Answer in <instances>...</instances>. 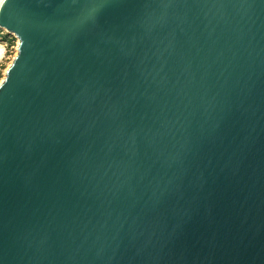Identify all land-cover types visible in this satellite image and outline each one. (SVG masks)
Returning a JSON list of instances; mask_svg holds the SVG:
<instances>
[{
  "label": "water",
  "instance_id": "water-1",
  "mask_svg": "<svg viewBox=\"0 0 264 264\" xmlns=\"http://www.w3.org/2000/svg\"><path fill=\"white\" fill-rule=\"evenodd\" d=\"M0 264H264V0H2Z\"/></svg>",
  "mask_w": 264,
  "mask_h": 264
},
{
  "label": "rangeland",
  "instance_id": "rangeland-1",
  "mask_svg": "<svg viewBox=\"0 0 264 264\" xmlns=\"http://www.w3.org/2000/svg\"><path fill=\"white\" fill-rule=\"evenodd\" d=\"M6 36L4 35L2 37V40L4 42H6ZM7 48H6V51H7V59L3 62V64L0 66V80L4 78V71L9 67V64H11L12 62V58L15 57L17 51H16V43L14 41H10L8 44H7Z\"/></svg>",
  "mask_w": 264,
  "mask_h": 264
},
{
  "label": "built area",
  "instance_id": "built-area-1",
  "mask_svg": "<svg viewBox=\"0 0 264 264\" xmlns=\"http://www.w3.org/2000/svg\"><path fill=\"white\" fill-rule=\"evenodd\" d=\"M6 36V42H4L3 40H2V37L3 36ZM10 41H14L15 43H16V45H17V39L14 37V36H12V35H10V34H8V33H6L5 31H3V30H0V45H2L3 47H4V54H3V58L0 60V66L3 64V62L7 59V57H6V55H7V51H6V48L8 47L7 46V44L10 42ZM16 48H17V46H16ZM14 59V57L12 58V60Z\"/></svg>",
  "mask_w": 264,
  "mask_h": 264
},
{
  "label": "bare ground",
  "instance_id": "bare-ground-1",
  "mask_svg": "<svg viewBox=\"0 0 264 264\" xmlns=\"http://www.w3.org/2000/svg\"><path fill=\"white\" fill-rule=\"evenodd\" d=\"M2 2V0H0V3ZM3 54H4V47L2 45H0V60L3 58ZM16 56V55H15ZM10 66V64H9ZM7 69L4 71V73L6 74ZM4 74V77H5ZM4 78L0 80V84L3 82Z\"/></svg>",
  "mask_w": 264,
  "mask_h": 264
},
{
  "label": "clouds",
  "instance_id": "clouds-1",
  "mask_svg": "<svg viewBox=\"0 0 264 264\" xmlns=\"http://www.w3.org/2000/svg\"><path fill=\"white\" fill-rule=\"evenodd\" d=\"M4 31V30H3ZM7 33V32H6ZM18 42V41H17Z\"/></svg>",
  "mask_w": 264,
  "mask_h": 264
}]
</instances>
